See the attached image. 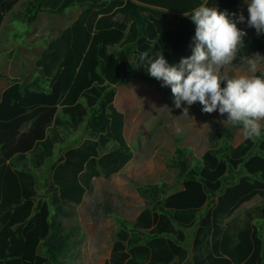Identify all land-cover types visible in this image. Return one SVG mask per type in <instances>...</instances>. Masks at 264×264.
<instances>
[{"label": "trees", "instance_id": "1", "mask_svg": "<svg viewBox=\"0 0 264 264\" xmlns=\"http://www.w3.org/2000/svg\"><path fill=\"white\" fill-rule=\"evenodd\" d=\"M19 0H0V24ZM245 0H25L28 21L39 12L62 13L78 6L76 18L49 40L35 60L40 76L10 78L0 95V264H63L78 241L73 227L64 228L57 217L67 215L62 203L79 204L92 179L119 172L133 157L124 136V115L114 106L115 86L136 78L154 84L165 96L170 87L152 78L139 64L142 52H162L170 64L189 57L195 25L184 13L201 4L227 11ZM156 14H161L162 18ZM248 15V13H247ZM264 49V34L243 38L237 59ZM235 60V61H236ZM255 75H264V67ZM225 86L224 83L221 85ZM91 138L67 148L52 164L50 204L35 202L32 186L22 183L14 167L28 171L52 156L59 141L58 126L76 129L87 113ZM60 114L61 118L57 115ZM240 127V126H238ZM199 157L187 158L175 148L171 164L177 167L181 188L170 191L162 183L137 187L148 210L130 227L116 215L120 236L150 235L167 247H142L152 264H167L184 251L162 240L168 232L163 217L178 226H190L195 212L213 205L199 221L193 239V264H264V236L247 222L235 235L222 219L255 195L264 196V128L261 136L233 144V132L224 128ZM111 147L108 148V145ZM105 151H102V150ZM107 210H111L106 207ZM113 211V210H111ZM264 219V203L254 209ZM156 227L157 231L152 232ZM142 229V231H141ZM147 238V237H146ZM120 242L113 246L112 264ZM206 247V250H205ZM135 263L134 261H130Z\"/></svg>", "mask_w": 264, "mask_h": 264}, {"label": "rangeland", "instance_id": "2", "mask_svg": "<svg viewBox=\"0 0 264 264\" xmlns=\"http://www.w3.org/2000/svg\"><path fill=\"white\" fill-rule=\"evenodd\" d=\"M23 2L25 0H19L5 14L0 24V90L3 83H9L10 78L29 79L40 76L41 71L35 66V60L47 42L69 25L80 12L78 6L67 8L58 14L39 12L34 20L28 21L23 17L24 13L27 14ZM227 12L230 15L243 12L247 18V4L235 6ZM191 14L192 12L189 13ZM156 15L162 18L161 14ZM237 26L247 32L245 37L255 33V29L249 28L246 22L238 23ZM256 53L264 57V49ZM252 56L233 61L224 72L229 75H252L245 59ZM262 67L264 60L260 61L258 70ZM115 89L114 106L124 115V136L133 151V157L119 172L107 178L103 175L94 177L91 189L85 192L79 204H61L67 215L57 218L64 228L73 227L78 239L71 251L73 255L63 264H112L115 260L112 257L115 242L122 245L116 251V259L123 258L122 264H152L147 252L141 248H163L168 246L167 243H161L150 235L136 234L133 229L126 238H122L116 215L126 219L131 227L136 216L141 211L148 210L145 198L137 190L138 186L162 183L170 186V191L181 188V180L176 175L177 167L171 164L175 148H185L187 158L199 157L212 142L219 140L216 133L224 128L233 132V144L244 138L241 127L224 121L227 119L226 114L221 116L218 111L203 113L199 102L190 107L185 103L180 109L175 108L171 88L163 96L154 84L132 78L129 83L115 86ZM80 103L86 107L87 113L76 129L64 125L57 127L59 141L54 143L51 157L44 159L39 167H31L28 171H20L14 167L21 182L34 189L35 202L46 201L50 204L51 165L58 163L67 148L77 146L84 139L92 137L86 126L91 109L84 99ZM184 107H188V114H183ZM57 117L61 118V115L58 114ZM178 127L181 129L179 132L176 130ZM261 128H264V121H261ZM110 147L111 144L108 145ZM262 203L264 196L258 194L241 203L222 219V227L235 235L238 229L250 222L264 236V219L254 215V209ZM212 206H205L195 212L192 225L187 227L178 226L166 217L161 218L168 232L158 236L162 240L167 238L174 242L184 251L182 257L175 255L167 264H193L195 231L199 221ZM50 207L53 212L51 204ZM154 231H157L156 227L152 229Z\"/></svg>", "mask_w": 264, "mask_h": 264}, {"label": "clouds", "instance_id": "3", "mask_svg": "<svg viewBox=\"0 0 264 264\" xmlns=\"http://www.w3.org/2000/svg\"><path fill=\"white\" fill-rule=\"evenodd\" d=\"M248 16L243 12H221L201 4L189 15L195 25L194 46L189 57L178 64H170L162 52L149 55L142 52L139 64L147 66V73L162 87H170L175 108L190 107L199 102L203 113L226 114L224 120L240 126L246 139L261 136L264 121V75H255L260 61L259 53L245 58L252 75H229L224 69L237 59L247 32L237 25L247 23L257 35L264 34V0H245ZM224 83L225 86H221ZM188 107L183 114H188ZM181 130L179 127L176 129Z\"/></svg>", "mask_w": 264, "mask_h": 264}, {"label": "crops", "instance_id": "4", "mask_svg": "<svg viewBox=\"0 0 264 264\" xmlns=\"http://www.w3.org/2000/svg\"><path fill=\"white\" fill-rule=\"evenodd\" d=\"M8 84H9V83H8ZM8 84H4V83L2 84V85H3V86H2L3 88L0 90V95H1V92L3 91V89H4L5 87H7ZM124 125H125V118H124Z\"/></svg>", "mask_w": 264, "mask_h": 264}]
</instances>
